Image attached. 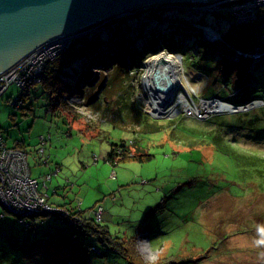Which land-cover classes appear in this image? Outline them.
I'll return each instance as SVG.
<instances>
[{"label":"rangeland","instance_id":"obj_1","mask_svg":"<svg viewBox=\"0 0 264 264\" xmlns=\"http://www.w3.org/2000/svg\"><path fill=\"white\" fill-rule=\"evenodd\" d=\"M197 6L184 12L156 5L138 18L130 14L88 26L79 36L98 33V54L107 63L93 66L92 51L72 63L75 72L62 76L61 91L43 82L45 75L19 105L14 101L22 89L10 84L0 97V138L9 145L23 140L32 175L51 202L90 217L102 206V220H96L112 236H136V249L148 263L264 264V186L249 175V162L264 158V56L247 69L239 48L225 39L229 19L202 6L197 13ZM167 14L181 22L166 27ZM215 24L219 34L205 31ZM257 46L264 53V42ZM165 52L177 59L180 79L166 113L156 116L146 107L151 94L144 74L154 62L150 57ZM116 73L118 81L104 89ZM120 93L135 110L123 108ZM182 94L196 106L215 98L259 102L208 113L185 111L179 103L180 111L171 115L168 109ZM113 143L144 158L110 161ZM92 244L105 255L92 251ZM0 264L129 263L59 216L21 222L0 204Z\"/></svg>","mask_w":264,"mask_h":264},{"label":"trees","instance_id":"obj_2","mask_svg":"<svg viewBox=\"0 0 264 264\" xmlns=\"http://www.w3.org/2000/svg\"><path fill=\"white\" fill-rule=\"evenodd\" d=\"M237 2L239 1H234V2L223 4L220 6L221 16H226L227 19L232 20L230 29L227 32H225L224 36H225V39L227 40V43L230 44V46H233L236 49L239 48L240 50L253 51L257 45H262V43L264 42V40H262L263 39L262 35L264 33V6L263 8L258 9V14H257L256 19L250 20L246 24H242V23H237L234 21L236 19V16L232 10L228 9L229 6L231 5L233 6ZM156 5H159L160 8L162 9H168L169 7L167 6L171 5L172 9H177L178 11L185 12L186 10H190V7H183L184 5H186L185 3H180L177 5H174L173 3H164V4H156ZM156 5H153V6H156ZM140 13H142V11L138 10L132 13L131 16L132 17L136 16V18H138ZM167 15L170 17L169 20L167 21L170 22L171 24H176V23L181 22L179 18L173 17L170 14H167ZM161 21H164V20H161ZM120 27H121V23L118 24V28L121 30ZM199 37L203 39L204 35L202 31H199ZM102 42H103L102 38L96 32L92 33L91 35L90 33H87V34L85 33L79 37H76L74 43L70 47L63 49L55 58L49 59L47 61V65L45 67L47 74L43 82L47 81L55 90L61 91L58 84L61 81L64 83V80H62L63 75L70 72L72 68L74 71L76 66H71L73 65L72 63L82 60L81 59L82 57L89 55V53L92 51H93V59L91 60L93 61L92 62L93 66H102L106 64L107 56L105 57V55L98 54L100 51V46ZM232 56L233 54H231L230 59L232 58ZM243 59H245L244 60L245 66L247 67V69L248 67L252 66L251 63L253 62V59H250V58H243ZM243 59H241V61ZM241 61H239V64L241 63ZM88 63H91V61L88 60ZM118 66H121V64H118ZM68 69H71V70H68ZM79 73L80 72L77 73V77L79 76ZM112 79H113V83L117 82L119 79V74L116 73V75H114L112 78L108 77L106 80L108 81V83L104 82L102 84V87H104L105 89L106 85H109ZM248 79H250V77H248ZM34 84H37V83H34ZM34 84H29L28 86L24 88L21 87L22 92L18 96V98L14 101L15 105H19V103L24 101V98H27V95L30 93V87ZM55 90L53 92H55ZM60 96H63L62 93L60 94ZM119 96L121 97V100H123L124 102V103L123 102L121 103L125 104L123 108L128 106V109L131 108L135 110V108L125 103V100H124L125 97L123 93H120ZM253 97L256 98V96H253ZM247 99H252V97L247 98ZM18 100H20V102H18ZM246 101L247 100L240 102V103H244ZM57 102L60 103V99ZM236 104H239V103H236ZM140 111H142L141 108H140ZM2 141L5 143L4 147L6 148H19V149L24 150L27 154V159H28V153L25 150V144L23 140H16L14 145H9L4 140ZM130 158L143 159L144 157L139 154H132V152L129 150V147L125 146L124 144H114V143L112 144L111 150L108 154V160L113 161V162H119V161H125ZM249 163H251V170L249 172L250 178H256L259 181L260 185L264 186V158L258 159L255 156L254 159ZM46 185H47V180H46ZM49 202L51 201L49 200ZM51 203H53V205L57 206L59 209L54 210V211H41L40 213L32 215L28 218H35L38 216H47V215H52V214L55 216H59L62 219H64L67 222V224H69L70 226H74L75 228H77V230H80L83 234L96 238L99 241V243H102L103 245H107L108 247L120 253L122 256H124L128 260L129 264H162L161 260L157 262H153V263H148L141 258V256L139 255L136 249V243H135L136 236H131L130 239H126V238L124 239L119 236H112L109 228L106 225H102L100 221L96 220L94 215L91 214L92 215L91 217L87 216L83 213L82 209L77 210L74 206H66L65 204H55L54 202H51ZM18 218L21 219V217H18ZM28 218H23L21 222H25ZM72 234H73L72 240L76 239L74 236L75 231ZM72 240L69 239L67 242H70ZM90 248L92 251H95L98 254L105 255L102 249H100L98 246L94 244L90 245Z\"/></svg>","mask_w":264,"mask_h":264},{"label":"built area","instance_id":"obj_3","mask_svg":"<svg viewBox=\"0 0 264 264\" xmlns=\"http://www.w3.org/2000/svg\"><path fill=\"white\" fill-rule=\"evenodd\" d=\"M234 1L239 2L229 6L228 9L234 12L236 16L234 21L237 23L248 22L253 15L256 19L258 9L264 6V4L260 5L264 0H212L203 5L206 6V10L213 13L215 10L218 11V7L220 8L221 5ZM246 5H249L248 9L245 7ZM228 21L232 22V20ZM218 23L219 21L216 23L217 28H219ZM225 25L226 22L222 23V26ZM210 27L204 28L219 34L215 28ZM79 34L80 32L48 40L24 56L15 65L1 71L0 97L12 83L24 88L29 84L40 82L42 77L46 75L47 61L55 58L63 49L69 47ZM262 37L264 39V33ZM215 39L210 42H215ZM237 53L243 58H253V65L258 62L259 57L264 56L258 46L253 51L238 49ZM39 67L41 68L40 71H38ZM4 144L0 140V204L7 211L21 217L20 221L41 211L58 210L57 206L49 202L48 194L43 192L39 178L32 176L26 152L19 148H6ZM51 177L48 175V179ZM43 187L47 188L46 179L43 180ZM93 212L95 218L101 221L103 207L98 206Z\"/></svg>","mask_w":264,"mask_h":264},{"label":"water","instance_id":"obj_4","mask_svg":"<svg viewBox=\"0 0 264 264\" xmlns=\"http://www.w3.org/2000/svg\"><path fill=\"white\" fill-rule=\"evenodd\" d=\"M210 1L0 0V72L15 65L42 43L82 32L95 23L130 15L156 4L186 2L192 3L190 8L194 4L206 8L203 4Z\"/></svg>","mask_w":264,"mask_h":264},{"label":"bare ground","instance_id":"obj_5","mask_svg":"<svg viewBox=\"0 0 264 264\" xmlns=\"http://www.w3.org/2000/svg\"><path fill=\"white\" fill-rule=\"evenodd\" d=\"M174 5H177V2H173ZM264 2H261L260 5H263ZM200 8V6H198ZM199 8L195 10L197 13L199 12ZM219 13H221V8L218 7ZM255 16L253 15L250 20H254ZM249 20V21H250ZM166 27L168 25L171 26V23H165ZM213 25V24H212ZM211 26V25H210ZM211 26L210 28H214ZM165 30V29H164ZM210 31V30H209ZM159 32H163L160 30ZM172 57V58H171ZM177 60V59H176ZM175 58L173 54L161 53L160 55H153L150 57V61H154L147 66V70L144 74V78L146 80V89L151 94L148 98L145 99L146 107L149 111H151L154 115L160 116L163 113H166L165 108L175 98V87H178L177 79H180L179 72L180 69H176L175 67ZM178 60L180 61V56H178ZM259 101H253L250 104L245 105H237L231 102H227L221 99H207L204 101L201 106H196L188 102L186 95H179L178 99L175 100V103L172 107L168 109L167 112H170L171 115L178 113L180 111V105L185 111L198 109L199 113L203 112H220V111H239L246 110L251 106H254L255 103ZM203 109V111H202Z\"/></svg>","mask_w":264,"mask_h":264},{"label":"clouds","instance_id":"obj_6","mask_svg":"<svg viewBox=\"0 0 264 264\" xmlns=\"http://www.w3.org/2000/svg\"><path fill=\"white\" fill-rule=\"evenodd\" d=\"M263 58H264V57H263ZM252 63H253V62H252ZM252 67H254V65H253V64H252ZM253 101H254V100H253ZM250 103H251V102H250ZM248 104H249V103H248ZM248 104H247V105H248ZM241 105H245V104H241ZM236 106H237V105H236ZM146 238H147V237H146ZM147 239H148V238H147Z\"/></svg>","mask_w":264,"mask_h":264}]
</instances>
